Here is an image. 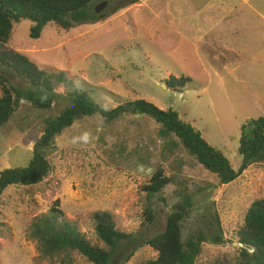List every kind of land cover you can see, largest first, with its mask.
I'll return each mask as SVG.
<instances>
[{
	"label": "rangeland",
	"instance_id": "obj_1",
	"mask_svg": "<svg viewBox=\"0 0 264 264\" xmlns=\"http://www.w3.org/2000/svg\"><path fill=\"white\" fill-rule=\"evenodd\" d=\"M127 1L96 0L94 8L107 2L96 21L69 30L49 23L37 39L29 36L32 22L22 20L10 39L0 42V52L24 54L53 81L63 77L55 87L58 93L83 88L106 109L136 99L170 108L237 170L240 127L264 116V0H249L263 18L232 19L230 28L229 21L202 19L209 10L206 0H162V5L152 0L148 6L113 13ZM221 1L235 12L242 0ZM6 72L15 88H30L20 76ZM170 76L190 82L175 91L165 84ZM64 105L61 97L50 109L20 101L0 128V171L28 164L46 118ZM46 158L52 169L43 181L11 185L0 198V264H92L78 253L68 262L42 258L29 237L32 222L57 200L64 219L99 246L93 215L110 212L117 229L134 234L135 252L126 264H148L157 253L143 242L164 227L183 192L194 202L188 227L206 229L210 236L196 264H234L245 214L255 200L264 199V164H253L233 182L220 184L142 114L110 122L99 115L78 119L54 137ZM158 167L172 181L154 198L157 218L149 227L142 189Z\"/></svg>",
	"mask_w": 264,
	"mask_h": 264
},
{
	"label": "trees",
	"instance_id": "obj_2",
	"mask_svg": "<svg viewBox=\"0 0 264 264\" xmlns=\"http://www.w3.org/2000/svg\"><path fill=\"white\" fill-rule=\"evenodd\" d=\"M95 1L0 0V42H7L14 26L25 19L32 22L29 36L33 39L39 38L49 23L69 30L76 24L96 21L99 14L94 12ZM134 2L136 0H128L113 13ZM6 70L23 78L30 88L23 91L15 88ZM62 81L63 77L53 81L50 74L22 53L0 52V128L10 120L22 99L39 109H50L60 97L65 102L58 114L46 118L28 164L0 171V198L11 185H33L43 181L52 169L46 153L54 137L71 127L76 120L92 115H99L106 122L126 114L151 117L159 125L160 136L174 137L188 155L220 184L233 182L253 164H264V116L241 125L238 153L242 160L235 170L223 152L210 145L201 132L182 120L176 111L161 109L145 99L127 101L106 109L83 88H75L65 94L58 93L55 87ZM188 82V77L170 76L165 84L167 88L181 91ZM170 181L172 179L158 167L142 189L147 198L144 214L149 227L156 223L157 218L153 208L154 198ZM193 206L192 197L181 193L180 199L166 216L164 227L145 238L143 243L157 253L156 258L149 260L148 264H196L203 243L210 241V236L206 229L188 227ZM93 219L97 239L103 246L92 244L75 224L64 219L58 200L47 213L32 222L29 237L36 242L40 256L45 259L59 258L61 262H68L73 253H78L92 264H126L135 252L132 247L135 244L134 234L117 229L108 211L94 213ZM238 236L240 246L237 247L234 264H264V199L255 200L250 205Z\"/></svg>",
	"mask_w": 264,
	"mask_h": 264
},
{
	"label": "crops",
	"instance_id": "obj_3",
	"mask_svg": "<svg viewBox=\"0 0 264 264\" xmlns=\"http://www.w3.org/2000/svg\"><path fill=\"white\" fill-rule=\"evenodd\" d=\"M152 0H139L134 2L133 4L123 8L122 10L127 11L130 10L132 8H140L143 6H148L149 2ZM160 4L162 5L163 2L162 0H159ZM218 2H216V0H206L204 1L206 3V5H209V10L207 13L203 14L202 19H207L209 20L208 22L212 24V22L214 21H229L227 23V27L230 28L231 27V20L232 19H246L247 16H254L253 19H255V17H259L263 18V14L258 11L257 7L254 6L253 4H251L249 2V0H242L240 1L237 6L235 7V12H233L231 10V7L229 4L226 6L224 4V2H222L221 0H217ZM156 5L155 9L158 11L160 9V4L158 2L154 3ZM218 6V7H216ZM121 10V11H122ZM138 10V9H136ZM150 12L154 11L156 12V10L149 8ZM249 10V11H248ZM246 12H249V14H246ZM200 11L197 10L196 12V18L200 19ZM137 21V19H134ZM135 22V21H134ZM226 24H224L225 26ZM190 27L192 29H194V25H193V21L190 24Z\"/></svg>",
	"mask_w": 264,
	"mask_h": 264
},
{
	"label": "water",
	"instance_id": "obj_4",
	"mask_svg": "<svg viewBox=\"0 0 264 264\" xmlns=\"http://www.w3.org/2000/svg\"><path fill=\"white\" fill-rule=\"evenodd\" d=\"M136 1H139V0H136ZM106 5H107V2H102V3L98 4L94 8V12L99 13V12L103 11V9L106 7Z\"/></svg>",
	"mask_w": 264,
	"mask_h": 264
},
{
	"label": "flooded vegetation",
	"instance_id": "obj_5",
	"mask_svg": "<svg viewBox=\"0 0 264 264\" xmlns=\"http://www.w3.org/2000/svg\"><path fill=\"white\" fill-rule=\"evenodd\" d=\"M98 4H99V3H96V5H98ZM101 12H102V11H101ZM101 12H99V13H97V14H99V15H100V14H101Z\"/></svg>",
	"mask_w": 264,
	"mask_h": 264
}]
</instances>
